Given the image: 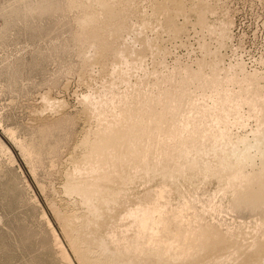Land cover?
<instances>
[{
  "label": "rangeland",
  "instance_id": "rangeland-1",
  "mask_svg": "<svg viewBox=\"0 0 264 264\" xmlns=\"http://www.w3.org/2000/svg\"><path fill=\"white\" fill-rule=\"evenodd\" d=\"M188 242L264 249V0H0V264Z\"/></svg>",
  "mask_w": 264,
  "mask_h": 264
},
{
  "label": "bare ground",
  "instance_id": "bare-ground-1",
  "mask_svg": "<svg viewBox=\"0 0 264 264\" xmlns=\"http://www.w3.org/2000/svg\"><path fill=\"white\" fill-rule=\"evenodd\" d=\"M133 124H136V123H133ZM130 125H132V123L130 124ZM139 125V124H138ZM126 127H128V126H126ZM126 127H124V128H126ZM130 128V127H129ZM129 128H127V129H129ZM136 128H139V126H137ZM134 129H135V127H134ZM121 130V129H120ZM120 130H118V129H116V128H106V129H104V131H102V133L99 135V136H95V137H99V140H100V142L98 143L97 142V144H94V145H92V152L93 153H98V152H100L99 151V148L100 147H102V146H100L101 144H104L105 145V147H106V145L107 144H109V145H112V144H114L115 145V143H117L118 142V140L120 139V138H122V136H123V133H122V131H124V130H122V131H120ZM133 131V130H132ZM130 132H131V128H130ZM134 132V131H133ZM132 132V133H133ZM127 133V132H126ZM125 133V135H128V134H126ZM129 133V132H128ZM132 133H130V134H132ZM86 134V133H85ZM134 134V133H133ZM138 134L139 133H135L134 135H135V138L134 139H137V137H138ZM94 137V136H93ZM92 137V138H93ZM123 137H125V136H123ZM128 137V136H127ZM132 137V136H131ZM87 138V137H86ZM90 138V137H89ZM129 138H130V135H129V137H128V139H127V142L129 141ZM133 138V137H132ZM97 139V138H96ZM122 139H124V138H122ZM89 140V139H88ZM92 140V139H91ZM98 140V141H99ZM126 140V139H125ZM131 140H133V139H131ZM120 141V140H119ZM123 141V140H122ZM134 142L136 141V140H133ZM132 141V142H133ZM82 142H84V141H82ZM92 142V141H91ZM94 142H95V140H94ZM127 142L126 143H124L123 142V144H124V146L127 144ZM131 142V141H130ZM132 142H131V144H132ZM121 143V142H120ZM87 145H89V142H87L86 143ZM119 144V143H118ZM103 145V146H104ZM127 145H129V144H127ZM133 145V144H132ZM84 146H85V143H84ZM130 146V145H129ZM144 146V145H143ZM86 147V146H85ZM90 147V146H89ZM108 147V146H107ZM110 148H112L111 146H109ZM117 147V146H116ZM116 147H114V148H116ZM120 148H121V145L119 146ZM118 147V148H119ZM134 147V146H133ZM133 147H131L132 149H133ZM76 148V147H75ZM86 148H88V147H86ZM124 148V147H123ZM123 148H121L122 149V151H123ZM130 148V147H129ZM89 149V148H88ZM87 149V150H88ZM106 149V148H105ZM105 149L103 148V151H105ZM126 149V148H125ZM135 150H136V152H137V148H134ZM86 150V151H87ZM91 150V149H90ZM89 150V151H90ZM107 150V149H106ZM108 150H109V148H108ZM111 150V149H110ZM114 150H117V149H114ZM135 150L133 151V153L135 152ZM89 151H87L88 152V154L90 153ZM112 151H113V149H112ZM121 151V150H120ZM124 151H126V150H124ZM131 151V150H130ZM101 152H102V150H101ZM107 152V151H106ZM113 152H115V151H113ZM113 152H112V154H113ZM117 152V151H116ZM118 152H119V150H118ZM132 152V151H131ZM136 152H135V154H136ZM105 152H103V154H104ZM122 153V152H121ZM120 153V154H121ZM130 153V152H129ZM90 154H92V153H90ZM103 154H99L100 156H102ZM109 154H111L110 152H109ZM108 154V152H107V155H109ZM117 154V153H116ZM119 153H118V155H120ZM128 154V153H127ZM99 155H97V156H99ZM115 155V154H114ZM114 155H113V160L115 159V160H118L117 159V156L116 157H114ZM91 156V155H90ZM97 156L96 157H94V159L95 158H97ZM104 156V155H103ZM102 156V157H103ZM111 156V155H110ZM129 156V155H128ZM83 157V156H82ZM85 157H87V156H85ZM102 157L100 158V159H102ZM105 157V156H104ZM123 157H125L124 155H123ZM88 158H90V157H88ZM87 158V159H88ZM107 158V157H106ZM84 159V158H83ZM90 159H92V158H90ZM98 159H99V157H98ZM112 159V158H111ZM120 159V158H119ZM124 159V158H123ZM85 161H87L86 159H84ZM82 161V160H81ZM102 161V160H101ZM104 161H106V160H104ZM118 161H120L121 162V160H118ZM103 162V161H102ZM113 162V161H112ZM115 162V161H114ZM87 163H89L88 161H87ZM97 163V162H96ZM95 163V166L98 164H96ZM109 163V162H108ZM147 163V162H146ZM145 163V166L147 165ZM84 163H82L81 165H83ZM92 164V163H91ZM90 164V165H91ZM102 164H104V163H102ZM149 164V163H148ZM85 165V164H84ZM88 165V167L90 166L89 164H87ZM94 165V164H93ZM98 165H100V164H98ZM105 165V164H104ZM92 166V165H91ZM102 165H100V167H101ZM150 166V165H149ZM149 166L147 165V167H148V169H149ZM85 167H87V166H85ZM97 167H99V166H97ZM76 168V167H75ZM81 168H82V166H81ZM94 168V167H93ZM92 168V169H93ZM77 170H80V169H77ZM82 170H86V169H84V167H83V169H81V171ZM90 170V169H89ZM145 171V170H144ZM74 172H75V169H74ZM80 172V171H79ZM94 172V171H93ZM141 172H143V171H141ZM80 173H82V172H80ZM88 173V172H87ZM144 174H145V172H143ZM134 174H136V173H134ZM138 174V173H137ZM135 176V175H134ZM134 176H133V178H134ZM143 176V175H142ZM136 177V176H135ZM137 177H138V175H137ZM137 177H136V179H137ZM98 179V178H97ZM90 180V179H89ZM135 180H133V181H131V182H134ZM129 184V183H128ZM89 187V186H88ZM93 191V190H92ZM99 191V190H98ZM100 192V191H99ZM109 192H111V191H109ZM97 193V192H96ZM113 193V192H112ZM115 194V195H114ZM113 195H114V197L117 199V194L116 193H114ZM121 194V193H120ZM113 195H112V197H113ZM118 195H119V193H118ZM140 195V194H139ZM162 195H163V193H162ZM111 196V195H110ZM109 196V197H110ZM94 198V197H93ZM111 198V197H110ZM120 198V197H119ZM127 198V197H126ZM89 199V198H88ZM107 199V198H106ZM113 199V198H112ZM111 199V200H112ZM121 199H125V198H120L119 200H121ZM162 199V198H161ZM90 200V199H89ZM97 200V199H96ZM108 200H109V198H108ZM110 200V201H111ZM115 200V199H114ZM118 200V199H117ZM117 200H115V201H117ZM99 201V200H98ZM97 201V202H98ZM101 201V200H100ZM107 200H105V201H103V203L104 202H106ZM114 201V202H115ZM145 201V200H144ZM87 202V201H86ZM91 202H94V201H91ZM96 202V203H97ZM107 202H109V201H107ZM112 202V201H111ZM118 202V201H117ZM117 202H116V204H117ZM120 202V201H119ZM87 203H90V201L89 202H87ZM86 203V204H87ZM95 203V204H96ZM126 203V202H125ZM100 204H102V201H101V203ZM106 204V203H105ZM110 204H112V203H110ZM109 203L107 204V205H110ZM115 204V203H114ZM87 205H89V204H87ZM97 205H99L98 203H97ZM96 205V206H97ZM120 205H122V204H120ZM125 205V204H124ZM142 205H143V203H142ZM158 205V204H157ZM157 205H154V206H157ZM163 205V204H162ZM89 206H93V205H89ZM112 206H113V204H112ZM115 206V205H114ZM117 206V205H116ZM140 206V205H139ZM145 206V205H144ZM105 207V206H104ZM109 207V206H108ZM124 207V206H123ZM153 207V206H152ZM92 208V207H91ZM90 208V209H91ZM93 208H95V205L93 206ZM96 208H102V207H96ZM110 208V207H109ZM115 208V207H114ZM132 208H134V207H132ZM141 208H143V207H141ZM111 209V208H110ZM130 209V208H129ZM133 210V209H132ZM135 210H137V208H135ZM138 210H140V209H138ZM161 210V209H160ZM114 211V210H113ZM130 213H131V209L130 210H128ZM158 211V210H157ZM133 212V214H134V211H132ZM144 212H145V209H144ZM94 213V212H93ZM139 213V212H138ZM146 213H147V211H146ZM132 214V213H131ZM131 214H129L130 216H131ZM132 214V215H133ZM143 215V213L142 212H140V218H141V216ZM124 215V214H123ZM135 215V214H134ZM139 215V214H138ZM137 215V216H138ZM144 215H147V214H144ZM161 215H162V213H161ZM126 216V215H125ZM128 216V215H127ZM129 216V217H130ZM135 217V216H134ZM144 216H142V218H143ZM148 217V216H147ZM78 217H76V219H77ZM80 218V217H79ZM81 218H83V217H81ZM126 218H128V217H126ZM125 218V219H126ZM132 218H133V216H132ZM73 219V218H72ZM75 219V218H74ZM84 219V218H83ZM92 219V218H91ZM98 219V218H97ZM135 219V218H134ZM138 220H139V218H137ZM82 220V219H81ZM68 221H70V220H68ZM78 221V220H77ZM76 221V222H77ZM79 221H80V219H79ZM135 221V220H134ZM137 221V220H136ZM71 222V221H70ZM69 222V223H70ZM81 222V221H80ZM126 222V221H125ZM155 222V221H154ZM71 223H73V222H71ZM159 223V222H158ZM140 225H139V227L141 226V224L142 225H146L147 224V218H143V219H141L140 220V223H139ZM149 224V223H148ZM155 224V223H154ZM95 225V224H94ZM93 225V226H94ZM118 225V224H117ZM153 225V224H152ZM80 226V225H79ZM82 226V225H81ZM101 226V225H100ZM151 226V225H150ZM158 226H159V224H158ZM79 228V227H78ZM146 228V227H145ZM145 228H143V229H145ZM113 230V229H112ZM133 230V229H132ZM134 231V230H133ZM136 232V231H135ZM141 232V231H140ZM77 233V232H76ZM204 233V232H203ZM117 234V233H116ZM127 234V233H126ZM119 235H120V232H119ZM196 235V234H195ZM77 236V235H76ZM80 237V236H79ZM84 237V236H83ZM192 237V236H191ZM71 238V237H70ZM78 238V237H77ZM81 238V237H80ZM79 238V239H80ZM177 238H179V237H177ZM198 238L199 237H197V242H198ZM75 239V238H74ZM78 239V241H80L81 239H84V238H81L80 240ZM100 239H102V237L100 238ZM103 239H105V238H103ZM170 239V238H169ZM207 239V238H206ZM205 239V240H206ZM73 240V239H72ZM141 240V239H140ZM195 240V239H194ZM208 240V239H207ZM207 240H206V242H207ZM145 241V240H144ZM199 241H201V240H199ZM204 241V240H203ZM73 242V241H72ZM100 242V241H99ZM140 242V241H139ZM173 242V241H172ZM178 242V241H177ZM189 242H191V241H189ZM188 242V243H189ZM194 242V241H193ZM70 243V242H69ZM82 243V242H81ZM146 243V242H145ZM187 243V242H186ZM192 243V242H191ZM191 243H189V244H191ZM200 243V242H199ZM198 243V244H199ZM264 243V242H263ZM78 244H79V242H78ZM78 244H76V246H78ZM84 244V243H83ZM91 244V243H90ZM120 244V243H119ZM185 245V247H183L182 249H179L178 248V252L176 253V254H172V255H167L166 254V252H167V249H166V252H162L161 250L160 251H158V252H156L157 254L154 256L155 257V259L157 260V262H158V264H255L254 263V261H256V259H261L262 260V263L264 264V249H263V252L260 254V253H258V251L259 250H255L254 249V245H255V242H254V244L252 245V246H250V247H248L247 249H246V251H242L241 250V252H233V253H225V252H223L222 253V251L221 252H217L218 250H216V252H214L215 250V248L212 250V251H210V252H208V253H200V252H202V251H200V252H198L199 251V249H197V247H195V246H192V244L191 245ZM196 244V243H195ZM80 246H81V244H79ZM125 245V244H124ZM194 245V244H193ZM203 245V244H202ZM209 245H211V244H209ZM221 245V244H220ZM219 245V246H220ZM72 246H74V244L72 245ZM83 246V245H82ZM81 246V247H82ZM84 246H85V244H84ZM101 246V245H100ZM99 246V247H100ZM170 246V245H169ZM177 246V245H176ZM254 246V247H253ZM80 247V249H82ZM105 247H107L106 246V244H105ZM104 247V248H105ZM133 247H134V245H133ZM149 247H150V245H149ZM153 247V246H152ZM151 247V248H152ZM163 247V246H162ZM85 248V247H84ZM91 248V247H90ZM203 248H205V247H203ZM217 248V247H216ZM228 248V247H227ZM244 248V247H243ZM78 249V248H77ZM76 249V250H77ZM79 249V252H78V255H79V260H80V264H113V262H116V261H112L111 260V256L113 255L114 256V254L112 253L111 254V256H110V254H109V256L110 257H107L106 255V257H99L97 254L98 253H96V252H91V250H90V252H86V251H83V249H82V251ZM87 249V248H86ZM96 249V248H95ZM110 249V248H109ZM141 249V248H140ZM139 249V251H143V249H141L140 250ZM145 249V248H144ZM155 249V248H154ZM234 249V248H233ZM241 249H242V247H241ZM73 250V249H72ZM75 250V249H74ZM73 250V251H74ZM75 250V251H76ZM97 250H99L98 248H97ZM102 250V249H101ZM107 250L108 249H106L105 251L107 252ZM150 250V249H149ZM159 250V249H158ZM201 250H202V248H201ZM236 250V249H235ZM96 251V250H95ZM100 251V250H99ZM135 251V250H134ZM138 251V250H137ZM151 252H152V250H150ZM209 251V250H208ZM228 251V250H227ZM98 252V251H97ZM103 252H104V250H103ZM136 252V251H135ZM146 252H148V250L146 251ZM198 252V253H197ZM101 253V252H100ZM105 253V252H104ZM111 253V252H110ZM115 253H117V252H115ZM75 254H76V252H75ZM136 254V253H135ZM102 255H103V253H102ZM104 256V255H103ZM117 256H119L118 254H117ZM127 256H129V255H127ZM126 256V257H127ZM133 256H135V255H133ZM119 257H121V256H119ZM139 257V256H138ZM114 258V257H113ZM118 258V257H117ZM124 258H125V255H124ZM152 259H153V257H151ZM150 258V259H151ZM121 259H122V257H121ZM128 259V258H127ZM131 259H132V257H131ZM151 259V260H152ZM115 260V259H114ZM118 260V259H117ZM142 260V259H141ZM145 260V262H146V260H148L147 258L146 259H144ZM151 260H149V261H151ZM258 260V261H259ZM125 261V260H124ZM128 261H129V259H128ZM131 261V260H130ZM138 261V260H137ZM132 263V262H131ZM124 264V263H123ZM128 264H130V263H128ZM157 264V263H156Z\"/></svg>",
  "mask_w": 264,
  "mask_h": 264
}]
</instances>
